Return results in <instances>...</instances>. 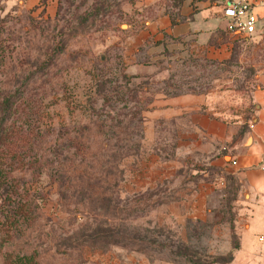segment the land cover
<instances>
[{"label":"rangeland","instance_id":"rangeland-1","mask_svg":"<svg viewBox=\"0 0 264 264\" xmlns=\"http://www.w3.org/2000/svg\"><path fill=\"white\" fill-rule=\"evenodd\" d=\"M137 4L0 0V101L13 96L9 123L52 164L40 177L43 264H233L248 195L223 172L198 220V184L215 173L175 127H149L146 109L161 93L214 91L232 121L249 120L264 44L238 47L228 62H168L159 77L130 75V61L148 63L147 46L126 56ZM73 238L77 250L66 246Z\"/></svg>","mask_w":264,"mask_h":264},{"label":"crops","instance_id":"crops-1","mask_svg":"<svg viewBox=\"0 0 264 264\" xmlns=\"http://www.w3.org/2000/svg\"><path fill=\"white\" fill-rule=\"evenodd\" d=\"M137 1L135 19L127 25L126 32L134 36L126 56L133 60L147 46L148 63L130 61V75L159 77L157 67L168 62H228L236 48L254 41L264 44V27L252 37L232 35L222 15L226 5L247 1L255 15L264 17V0ZM23 2L26 5L32 0ZM255 84L253 114L247 121H232V114L214 91L157 95L146 109L149 127H175L182 135L178 142L185 144L187 151L190 146L198 152V164L205 163L215 173L211 180L202 179L198 184V220L210 213L205 206L213 190L222 184L223 172L235 180L237 192L248 195L241 212L244 223L233 232V264H264V68L256 73ZM204 174L206 171H200L198 176Z\"/></svg>","mask_w":264,"mask_h":264},{"label":"trees","instance_id":"trees-1","mask_svg":"<svg viewBox=\"0 0 264 264\" xmlns=\"http://www.w3.org/2000/svg\"><path fill=\"white\" fill-rule=\"evenodd\" d=\"M4 53L0 48L1 59ZM11 99L13 96H4L0 101V264H43L40 177L52 169V164L41 161L39 153H32V142L21 143L20 138L26 134L9 123L14 106ZM20 99L21 94H18L16 100ZM99 236L104 243L117 240L114 236ZM71 240L74 243L69 239L66 246L72 250L82 244L74 238ZM84 246L79 248V254Z\"/></svg>","mask_w":264,"mask_h":264},{"label":"built area","instance_id":"built-area-1","mask_svg":"<svg viewBox=\"0 0 264 264\" xmlns=\"http://www.w3.org/2000/svg\"><path fill=\"white\" fill-rule=\"evenodd\" d=\"M222 15L227 21V31L232 35L252 37L264 27V17L255 15L252 5L247 1L226 5Z\"/></svg>","mask_w":264,"mask_h":264}]
</instances>
